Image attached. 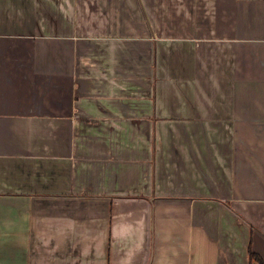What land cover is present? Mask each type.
<instances>
[{
	"label": "crops",
	"instance_id": "crops-1",
	"mask_svg": "<svg viewBox=\"0 0 264 264\" xmlns=\"http://www.w3.org/2000/svg\"><path fill=\"white\" fill-rule=\"evenodd\" d=\"M264 260V0H0V264Z\"/></svg>",
	"mask_w": 264,
	"mask_h": 264
},
{
	"label": "trees",
	"instance_id": "trees-1",
	"mask_svg": "<svg viewBox=\"0 0 264 264\" xmlns=\"http://www.w3.org/2000/svg\"><path fill=\"white\" fill-rule=\"evenodd\" d=\"M249 256H250L251 262H254L256 264H264L263 258L259 254H257L256 252L250 250Z\"/></svg>",
	"mask_w": 264,
	"mask_h": 264
}]
</instances>
